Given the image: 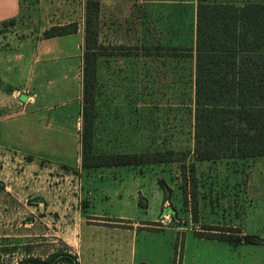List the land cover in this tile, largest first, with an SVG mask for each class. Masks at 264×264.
I'll return each mask as SVG.
<instances>
[{
	"label": "rangeland",
	"instance_id": "1",
	"mask_svg": "<svg viewBox=\"0 0 264 264\" xmlns=\"http://www.w3.org/2000/svg\"><path fill=\"white\" fill-rule=\"evenodd\" d=\"M215 1L241 6L252 0ZM102 2L94 152L173 150L183 162L142 165L145 172H138L136 179L132 168L122 167L117 184L110 183L113 177L94 178L93 194L88 195V177L48 159L59 156L52 155L55 147H47V141L60 143L62 159L82 158L86 0H20L19 15L0 23V43H16L24 54L20 76L12 82L0 81V264L29 258L46 261L61 252L77 255L80 264H131L124 249L129 241L126 221H79L91 213L112 218L124 212L115 200L105 199L101 186L107 193L121 192L131 203L130 193L142 189L140 201L148 205L141 219L146 220L147 230L136 238V263H259L264 254V157L197 161L192 153L194 58L175 56L176 47L169 45H194L197 0ZM141 14L146 34L141 32ZM171 14L172 42L167 27ZM72 22L78 24V32L57 38L82 65L78 61L76 66L55 67L54 63L44 81L47 92L43 86L37 93L42 98L46 93L68 92L72 105L67 108L74 112L75 127L71 118L58 125L48 122L47 112L31 115L36 107L19 103L16 94H31L38 87L29 80L28 69L44 33L53 25ZM63 71L67 88L60 81ZM183 163L187 179L182 175ZM192 163L195 180L190 174ZM235 218L239 221H232ZM216 229L229 239L250 234L262 242L233 245L200 237Z\"/></svg>",
	"mask_w": 264,
	"mask_h": 264
},
{
	"label": "trees",
	"instance_id": "2",
	"mask_svg": "<svg viewBox=\"0 0 264 264\" xmlns=\"http://www.w3.org/2000/svg\"><path fill=\"white\" fill-rule=\"evenodd\" d=\"M196 45L180 46L175 56L195 59L193 97L194 158L197 161L224 158L264 157V0H197ZM100 0H86V33L82 109V164L84 168L140 166L182 161L178 153L96 154L94 152L97 76L99 57ZM14 19H12L13 21ZM78 32L76 22L50 27L45 39ZM188 178V168L182 165ZM187 168V169H186ZM195 180L196 166H190ZM203 238L259 244L262 238L247 234L226 238L221 229ZM80 264L77 255L61 252L43 261L29 258L19 264ZM148 264V263H140Z\"/></svg>",
	"mask_w": 264,
	"mask_h": 264
},
{
	"label": "crops",
	"instance_id": "3",
	"mask_svg": "<svg viewBox=\"0 0 264 264\" xmlns=\"http://www.w3.org/2000/svg\"><path fill=\"white\" fill-rule=\"evenodd\" d=\"M101 5H103L102 0H100ZM198 2V1H197ZM20 8H21V4H20V0H0V23L4 22V21H8L10 19H14L19 15L20 12ZM146 14V13H145ZM144 14H141V32L142 33H147V23L146 21L144 22ZM174 17L172 16V14L169 17V21L167 23V27L169 26L170 30H169V40H171V42L173 41V34H174V21H173ZM146 23V24H144ZM142 28L145 30L142 31ZM176 33H178V23H176ZM196 29H197V10H196V16H195V25L193 26V32H194V45H192L193 47H195L196 45ZM74 35V34H73ZM73 35H68V36H73ZM68 36H62V37H68ZM60 38V37H59ZM53 40L56 41L55 45L52 44ZM178 42V41H177ZM179 43V42H178ZM178 43H176V46H174L173 43H171L169 46L171 48L174 47H180L178 45ZM160 44V43H158ZM156 44V45H158ZM37 48L39 49V51L34 54V58H33V62L29 65L30 70L28 69V75L29 73L31 74L29 80L31 82H36L38 87H35V91L33 93L30 94V92L28 91H20L17 94L18 98V102L19 103H27L28 107L29 106H34L36 107L34 111H32L31 115L40 113V112H47V120L48 122L55 124V122L58 123V125H62L63 123H65V121L68 120V118H71L72 121L73 117L72 115H74V112L72 113V109L67 108L68 106L72 105L71 102H69L68 100V92L65 95L64 92H58V93H49L44 94V96H39L37 91H40L41 88H43L44 86V81H47V72L50 71V69H52L53 64L55 63V67L57 66H61L63 65V67H66L67 65H77V62L79 61V64L82 65L80 59L74 58V54L73 52L69 51V47L68 45H66V47L62 48V44L58 41V38H49V39H44L42 41H40L39 43L36 44ZM56 46V47H54ZM185 46V45H183ZM55 48V49H54ZM66 49H68L66 52H62ZM74 48V45H73ZM19 45L16 43H5V44H1L0 43V81H6V82H12L15 81V76L19 77L20 76V72L23 69V63L21 62L24 60L23 57V51L22 48L21 50H19ZM56 50V51H54ZM68 53V54H67ZM142 62H145L143 59H141ZM143 67V64L141 65ZM48 69V70H47ZM62 71L59 70V74H61ZM64 74V80L62 75L60 76V81L61 84L62 82L65 84L64 86L66 87V72L63 71ZM45 79V80H43ZM194 80H195V59H194ZM194 80H193V97H194ZM29 82V81H28ZM42 82V84H41ZM67 88V87H66ZM45 92H47V85L45 84L44 86ZM14 94V95H16ZM47 99V100H46ZM42 100L43 103L42 105L38 104L39 101ZM39 105V106H37ZM72 113V114H71ZM80 114H82L80 112ZM70 121V120H69ZM74 127H75V122H74ZM60 143H48L47 141V147H55L53 150L52 155L54 156H59V157H53V158H48V159H55L58 162H61V164H68V166L73 167V169H75V173H83V175H85L86 177H88L89 180V184L91 186L90 191L87 194L91 195L92 193V184L94 181V178L97 179L98 181L101 179H104L107 177H113V179H115V181H110V183L112 184V182H114L115 184H117V180L119 176H117L118 174H120V172H122L123 169L122 167H126L128 170V168H132L131 170L133 171V177L134 179L137 178V174L138 172L140 174H143L145 172V170H142V165L140 166H111V167H100V168H84L83 164H82V158L79 157L78 160L77 159H62V152L64 153V150L62 151L60 149ZM50 149V148H48ZM52 151V150H51ZM47 155H49V153H47ZM77 160V161H76ZM128 173V172H126ZM92 180V181H91ZM103 182H101L102 185ZM137 185V184H136ZM102 191H103V195L106 196V200L108 199H112L115 200L117 203H119L121 207H124V212L122 214H120L118 217L114 216V217H105V215L102 214H95V213H91L90 215H88L85 218H81V220L79 221H126V228H124V230L129 234V241H127L126 243L128 244V248L125 247L124 249L127 250V255L128 257H131V264H140L143 263L145 261H139V263H136V248H135V242H136V238L137 236H139L140 232H143V230H147L145 229L146 226V220L141 219L142 218V214L144 211L147 210V205L148 203H144L143 201L141 202V196H143L142 193V189L141 188H134L133 192L130 193V197H131V201L126 200L121 192H115L112 193V191H108V193L105 191V188H103V186H101ZM108 198V199H107ZM156 221H160L159 217L158 219H156ZM232 221H239L238 218L233 219ZM103 224V223H102ZM103 225H101L102 227ZM114 230H116V232H121L122 229L121 227H113ZM227 242V241H226ZM125 243V244H126ZM125 244L123 243V245L125 246ZM231 244V243H230ZM118 245V244H117ZM239 245V244H238ZM123 246V247H124ZM262 258L264 259V254L262 253L260 255V262L256 263V264H264V261L262 260ZM134 260V261H133ZM133 261V262H132ZM146 263V262H145ZM149 264V263H148ZM232 264H237V263H232Z\"/></svg>",
	"mask_w": 264,
	"mask_h": 264
}]
</instances>
